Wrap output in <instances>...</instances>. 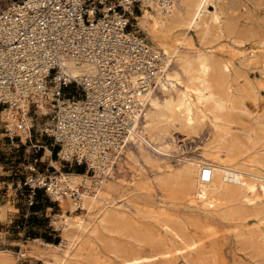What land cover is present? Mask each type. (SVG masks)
I'll list each match as a JSON object with an SVG mask.
<instances>
[{"label": "bare ground", "instance_id": "6f19581e", "mask_svg": "<svg viewBox=\"0 0 264 264\" xmlns=\"http://www.w3.org/2000/svg\"><path fill=\"white\" fill-rule=\"evenodd\" d=\"M220 1L172 0L173 6L168 5L166 10L158 0L144 2L142 14H136L138 25L149 37L148 43L165 58V64L156 85L140 94L142 110L126 148L121 150L132 177L113 176L123 160L117 158L111 164L113 174H98L97 185L93 186L91 174L64 171L62 163L53 160L62 173V184L75 189L86 181L89 187L79 200L70 194H56L64 206L56 221L62 225L63 240L55 243L33 239V252L44 264H81L90 236L102 232L112 237L107 245L124 258L121 264H154L153 259L160 256L177 257L178 253L197 249L199 243L189 236L185 220L171 222L165 205L151 211L150 217L181 246L171 248L162 240L161 252L144 256L137 248L121 245L116 234H126L139 245L159 239L155 230L140 227L133 216L126 215L125 208L133 213L141 211L127 196L140 187L146 191H172L187 200L188 208L214 216L218 213L245 227H249L250 216L264 222V120L242 124L246 98L254 87L241 85L232 62L215 54L211 38L221 36L227 29L223 11L218 10ZM196 33L200 35L199 43L194 38ZM67 66L65 72L75 77L96 72L87 62H69ZM205 125H209L211 136L202 155L176 157L178 164L170 161L176 156V133L199 136ZM51 153L48 148L47 155ZM121 201L124 204H119ZM79 209H83L82 213H77ZM238 235L257 254H264V231L259 226L240 229ZM8 251L0 250V255L9 260L13 253Z\"/></svg>", "mask_w": 264, "mask_h": 264}, {"label": "built area", "instance_id": "2783aa9c", "mask_svg": "<svg viewBox=\"0 0 264 264\" xmlns=\"http://www.w3.org/2000/svg\"><path fill=\"white\" fill-rule=\"evenodd\" d=\"M145 1L13 0L0 10V127L14 146L35 130L53 138L61 162L94 176L93 186L98 174H113L142 110L139 96L156 85L165 64L138 28ZM158 1L165 10L172 5ZM69 62L90 63L96 72L69 75ZM59 174L51 159L21 186L11 181L4 189L26 186L30 206L39 190L55 201L56 194L81 199L87 182L68 188ZM17 228L26 232L27 224Z\"/></svg>", "mask_w": 264, "mask_h": 264}, {"label": "rangeland", "instance_id": "374dc122", "mask_svg": "<svg viewBox=\"0 0 264 264\" xmlns=\"http://www.w3.org/2000/svg\"><path fill=\"white\" fill-rule=\"evenodd\" d=\"M12 1L0 0V10ZM212 9L214 8L212 7ZM218 10L223 11L221 14L227 29H223L221 36L211 38L216 47L215 54L221 60H230L232 62L233 69L240 77L241 85L248 83L254 87L252 95L246 98L245 111L241 122L243 125H250L252 122L255 124L258 120H264V0H221ZM134 22L137 24L136 20ZM138 28H140L139 25ZM140 31L144 33L141 28ZM196 34L194 38L199 43L200 35ZM144 35L147 36L145 33ZM147 38L149 39L148 36ZM213 44L210 43L209 45ZM33 134V137L28 139V143H22L21 147L18 148L12 144V140L0 127V161L6 166V170H14L18 173V175H15L14 172L11 175L4 176L18 182V186H21L20 183L24 184L28 176L46 167L45 161L36 163L34 158L44 154L48 150V146L50 149L54 148L52 137L41 135L35 130H33ZM210 136L211 129L209 125H205L199 136H186L181 132H177L176 156L172 157L170 161L178 164L176 157L201 156L202 149ZM19 141H21V138L17 137L16 143ZM24 141H27V139ZM35 144L47 147H43L39 153H36ZM56 149L58 150L59 146ZM51 154L47 155L46 153V157ZM53 157L56 161L59 160L61 162L57 154ZM125 160L126 156L123 157L113 176L118 175L119 178L125 176L131 179L132 171L131 169L128 170ZM31 163H34L35 167L31 166ZM61 163L64 171L83 172L84 170L82 166L76 164L71 166L70 163L65 161ZM126 169L128 174L131 171L130 175L126 174ZM51 170H54V168L52 167ZM16 177L17 179H14ZM24 188L27 187L25 186ZM41 192L42 199L49 200L50 204L54 205L56 213L63 211L64 206L61 201L51 199L44 190H41ZM127 196L141 211L133 213L125 208L126 215L133 216L140 227L145 226L155 230L159 239L153 244L144 242L139 245L138 242L126 234H116L115 237L121 242V245L123 244V247L137 248L140 255L145 256V254L152 255L161 252L163 248L160 242L162 240L170 245L171 248L181 246V244L176 242L173 235L166 231V228L161 227L157 220L150 217L151 211L161 210L159 207L161 205L166 206V216L171 222L180 223L178 219L185 220L184 227L189 236L199 243L197 249L178 253L180 255H177V257L160 256L155 258L153 259L154 262L152 261L154 264H264V254H257L255 249L248 244V241L243 236L238 235L239 230L243 228H257L259 226L264 231V222H261L255 216H250L247 219L249 227H245L244 224H240V221L225 219L218 213L214 216L199 209L188 208L187 200L172 191L163 192L160 189L146 191L140 187ZM122 203L124 204L122 201L119 202V204ZM82 211L83 209H79L77 213H82ZM53 218L55 224H57V214H53ZM46 224L47 226H43L44 224L39 223L36 226L43 228V230H50L48 222ZM40 225L41 227H39ZM56 226L57 230L55 233L61 234L60 237H57V242H61L64 231L62 225L57 224ZM111 238L106 232L90 236L91 242L86 245L81 264H121L124 258L113 253L107 245ZM33 239L29 240L30 254H35L33 251H35L36 247ZM29 253L27 252V254ZM35 258L37 257L35 256ZM9 260L10 263L8 262ZM9 260L4 255L1 258L4 264L16 263V259L12 258V256ZM41 264L44 263L41 261Z\"/></svg>", "mask_w": 264, "mask_h": 264}, {"label": "crops", "instance_id": "0c3cea01", "mask_svg": "<svg viewBox=\"0 0 264 264\" xmlns=\"http://www.w3.org/2000/svg\"><path fill=\"white\" fill-rule=\"evenodd\" d=\"M42 147L47 146L42 145ZM48 148L50 147L48 146ZM51 150L52 154L49 155L50 158L46 157L47 150L45 154L39 155L42 157L41 162L45 161L46 166L51 163V159L55 160L53 156L57 154V149L51 148ZM31 166L35 167V164L31 163ZM5 167L3 162L0 161V214L2 215L0 217V250H9L8 252H12V258L16 259L15 264H41L42 259L35 258V254L29 253L31 252L29 240L37 237L49 242H57V237H60L61 234L55 233L57 230L53 218V214H57L55 212V207L50 203L47 205L42 198H37L35 204L30 206L28 202V188L10 190V192L7 193L4 189L7 182L13 181L15 184L18 182L4 176L11 175L15 172L14 170H6ZM15 175H18V173L15 172ZM14 179H17V177ZM38 205L40 206L37 207ZM4 206V210L1 209ZM47 222L50 230H43V228H38L36 226V224L38 225L39 223L42 225L44 224L43 226H47ZM18 223L27 224L26 232L18 230ZM39 227H41V225ZM27 252L29 254H27ZM2 257L3 255L1 254L0 261Z\"/></svg>", "mask_w": 264, "mask_h": 264}, {"label": "trees", "instance_id": "16d2710c", "mask_svg": "<svg viewBox=\"0 0 264 264\" xmlns=\"http://www.w3.org/2000/svg\"><path fill=\"white\" fill-rule=\"evenodd\" d=\"M81 172H82V171H81ZM37 195H38V196H37ZM36 196H37L36 199H37V198H42V192H41V190H39V191L37 192ZM35 202H36V200H35ZM45 203H46L47 205H49L50 202H49V200L46 199V200H45ZM39 206H40V205H38L37 207H39ZM35 223H36V222H35Z\"/></svg>", "mask_w": 264, "mask_h": 264}]
</instances>
